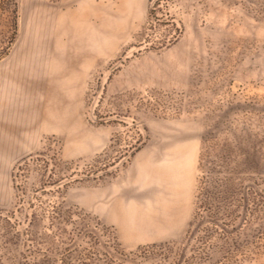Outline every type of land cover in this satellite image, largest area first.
<instances>
[{"label": "rangeland", "instance_id": "1", "mask_svg": "<svg viewBox=\"0 0 264 264\" xmlns=\"http://www.w3.org/2000/svg\"><path fill=\"white\" fill-rule=\"evenodd\" d=\"M0 173V264H264V0H0Z\"/></svg>", "mask_w": 264, "mask_h": 264}, {"label": "bare ground", "instance_id": "2", "mask_svg": "<svg viewBox=\"0 0 264 264\" xmlns=\"http://www.w3.org/2000/svg\"><path fill=\"white\" fill-rule=\"evenodd\" d=\"M47 14H48V13H47ZM50 19H51V18H50ZM48 20H49V19H48ZM50 22H51V21H50ZM48 25H49V23H48ZM47 28H48V27H47ZM52 38H53V37H52ZM49 43H50V42H49ZM52 51H53V50H52ZM55 53H56V52H55ZM46 54H47V53H46ZM48 54H49V53H48ZM48 63H49V62H48ZM74 63H75V62H74ZM15 80H16V79H15ZM36 82H37V80H36ZM22 97H23V96H22ZM20 98H21V97H20ZM15 106H16V105H15ZM25 107H26V106H25ZM14 108H15V107H14ZM30 110H31V109H30ZM34 111H35V110H34ZM4 113H5V112H4ZM28 113H29V112H28ZM26 114H27V113H26ZM10 115H11V114H10ZM10 115H9V116H10ZM25 116H26V115H25ZM33 116H34V115H33ZM13 117H14V116H13ZM15 117H16V116H15ZM8 119H9V118H8ZM15 122H16V121H15ZM24 122H25V121H24ZM3 124H5V123H3ZM7 124H8V123H7ZM9 124H10V123H9ZM9 124H8V125H9ZM25 124H26V123H25ZM14 126H16V125L13 124V127H14ZM17 126H18V125H17ZM24 126H25V125H24ZM3 127H4V126H3ZM4 128H6V127H4ZM9 128H10V127H9ZM9 128H7V129H9ZM21 128H22V127H21ZM28 128H30V127H28ZM26 129H27V128H26ZM17 130H18V129H17ZM17 130H16V131H17ZM22 130H23V129H22ZM10 131H11V130H10ZM13 131H14V130H13ZM16 134H17V133H16ZM0 174H1V173H0ZM1 186H2V185H1Z\"/></svg>", "mask_w": 264, "mask_h": 264}]
</instances>
